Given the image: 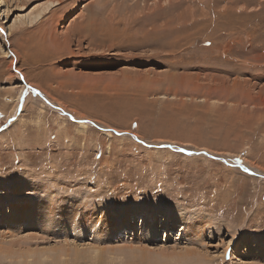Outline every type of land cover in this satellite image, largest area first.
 Wrapping results in <instances>:
<instances>
[{
    "label": "rangeland",
    "instance_id": "374dc122",
    "mask_svg": "<svg viewBox=\"0 0 264 264\" xmlns=\"http://www.w3.org/2000/svg\"><path fill=\"white\" fill-rule=\"evenodd\" d=\"M0 29V264H264V0H0Z\"/></svg>",
    "mask_w": 264,
    "mask_h": 264
},
{
    "label": "bare ground",
    "instance_id": "6f19581e",
    "mask_svg": "<svg viewBox=\"0 0 264 264\" xmlns=\"http://www.w3.org/2000/svg\"><path fill=\"white\" fill-rule=\"evenodd\" d=\"M48 10H50V7H47V9H45L44 11L45 12H49ZM50 14V13H49ZM46 15V13H45ZM63 19L64 17H62V19L60 20V22L58 24H62L63 23ZM33 22V21H32ZM36 23L35 25L36 26H41L43 25L44 23V17H41L40 20H38V18H36V21L34 22ZM45 26V25H43ZM46 27V26H45ZM44 30V29H42ZM43 32V31H42ZM46 34V32H45ZM26 38V37H25ZM67 49V48H66ZM21 52V51H20ZM25 52V51H24ZM27 53V52H26ZM25 54V53H24ZM23 54V55H24ZM26 55V54H25ZM28 55V54H27ZM19 55H17L18 57ZM22 57V56H21ZM25 57V56H24ZM29 57V56H28ZM19 58V57H18ZM263 170V169H262ZM10 212H8L7 215H9ZM147 213V212H146ZM144 217L142 216V219ZM133 222L135 223H132V220H131V217H129V223H126L124 225H122L123 227V230H122V234L123 236L125 237H128V236H131V235H134V231L133 229L131 231H128L126 233V231H124V229H127V225L128 224H131L130 226L132 228H134L136 230V223H137V214H134L133 215ZM183 226V225H182ZM189 229V228H188ZM187 228H184V231H188ZM208 231V230H207ZM125 232V233H124ZM183 232V231H182ZM210 233V232H209ZM187 234V232L185 233ZM127 235V236H126ZM125 237H122L125 239ZM130 238V237H129ZM64 246V245H63ZM65 247V246H64ZM85 248V247H84ZM87 254L90 255V259L91 260H97L99 259V257H104L106 256L107 254H114V255H120L119 257H124L125 255H132V256H135L137 254H139V258H141V262H143L144 264H162V263H166V264H179V262H185L187 261L186 259L189 258L190 259V256L189 254H186V255H181L180 254L178 255H175V253L173 254L171 251H169V253L171 252L173 255L171 254H168V251L166 252V248L164 250H161L162 248H158L159 250H150V249H145V248H141V247H119V248H115L109 252H104V251H101L98 247H93V246H88L87 248ZM169 250V249H168ZM227 249H225L226 251ZM73 251V254L72 255L73 257L71 259V262L74 263L76 262L80 257L78 251L76 249H72ZM237 251V250H236ZM174 252V250H173ZM177 252V251H176ZM49 253H52L55 257V255L59 254V255H62V253L65 254V256H67L65 250L63 248H60V249H56V248H53L52 250H46V251H34V252H30L28 253V258L31 260V262H33L35 259H37L36 257H38L42 262L43 261H46V260H50L51 257L53 256H49L48 254ZM178 253V252H177ZM185 254V253H184ZM70 256V255H69ZM137 257V256H136ZM88 259H89V256H88ZM195 261L197 262H200V263H204V262H209L211 261L210 257H208L206 255V257H202L201 259H196L194 258ZM51 260H53V258H51ZM116 260V259H115ZM192 260V259H191ZM214 260V259H213ZM39 261V260H38ZM90 262V261H89ZM120 262V261H119ZM40 263V262H39ZM199 263V264H200ZM212 263V262H211ZM36 264V263H35ZM187 264V262H186ZM207 264V263H206Z\"/></svg>",
    "mask_w": 264,
    "mask_h": 264
},
{
    "label": "snow or ice",
    "instance_id": "6c2138e0",
    "mask_svg": "<svg viewBox=\"0 0 264 264\" xmlns=\"http://www.w3.org/2000/svg\"><path fill=\"white\" fill-rule=\"evenodd\" d=\"M3 31V29H0V32H2ZM37 95H39V93H36ZM120 135H122V134H120ZM180 151H184L183 149H180ZM189 155H192V153H188ZM239 163V162H238ZM245 171H247V169H245Z\"/></svg>",
    "mask_w": 264,
    "mask_h": 264
}]
</instances>
